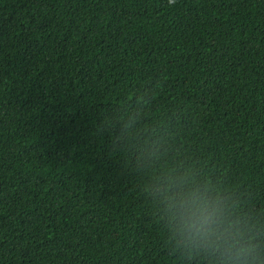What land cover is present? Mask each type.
<instances>
[{"label":"trees","instance_id":"trees-1","mask_svg":"<svg viewBox=\"0 0 264 264\" xmlns=\"http://www.w3.org/2000/svg\"><path fill=\"white\" fill-rule=\"evenodd\" d=\"M181 180L264 264V0H0V264H216Z\"/></svg>","mask_w":264,"mask_h":264},{"label":"clouds","instance_id":"clouds-1","mask_svg":"<svg viewBox=\"0 0 264 264\" xmlns=\"http://www.w3.org/2000/svg\"><path fill=\"white\" fill-rule=\"evenodd\" d=\"M161 194L177 245L211 256L216 264H258L260 246L253 227L219 195L191 187L186 180L178 185L170 181Z\"/></svg>","mask_w":264,"mask_h":264}]
</instances>
